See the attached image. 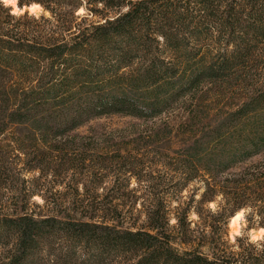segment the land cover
<instances>
[{
	"label": "trees",
	"instance_id": "1",
	"mask_svg": "<svg viewBox=\"0 0 264 264\" xmlns=\"http://www.w3.org/2000/svg\"><path fill=\"white\" fill-rule=\"evenodd\" d=\"M33 4L40 15L0 3V137L13 141L22 191L0 213V264H49L41 251L56 242L50 264H264V239L230 243L227 233L241 209L249 228L264 226V0H16L19 9ZM182 100L175 128L166 119L149 129L131 123L115 130L130 131L126 141L113 130L70 134L108 115L160 119ZM94 153L105 159L82 196L55 213L31 208L46 181L61 184ZM169 153L165 167L177 180L125 191L126 174L150 181L148 156ZM137 154L142 169L124 163ZM5 164L0 154L2 174ZM107 172L123 180L101 193ZM195 181L199 196L194 189L189 203L169 209L172 194ZM139 200L142 219L129 212Z\"/></svg>",
	"mask_w": 264,
	"mask_h": 264
},
{
	"label": "rangeland",
	"instance_id": "2",
	"mask_svg": "<svg viewBox=\"0 0 264 264\" xmlns=\"http://www.w3.org/2000/svg\"><path fill=\"white\" fill-rule=\"evenodd\" d=\"M9 6V5H8ZM17 7V6H16ZM17 12L15 13H22L25 10H28L26 7L19 9L17 7ZM29 13H34L36 16L40 15L42 13L41 8H35L34 10L30 11L28 10ZM78 13H83V10L80 9L78 10ZM46 16H48V13H45ZM169 54V53H168ZM167 56V55H165ZM183 102L180 101L177 104H175V106H173V109L169 110V112L164 113L160 119H154L151 120L149 122H143L140 120H135L134 118L131 117H126V116H121V115H108V116H104L101 118H96V119H91L88 120L87 122H85V124L83 126H80L78 129L74 130L73 132H71L70 134L73 136L78 135V136H82V137H90L93 136L95 134H100L103 133L105 134L106 132H109L111 130L114 131V137L113 139L116 141H126V139H129L132 135L130 134V131L126 130L124 132H119V133H115L116 129H125L128 128V126L131 123H134V125H139L138 128L142 129L143 127L146 129H149L150 127H154L157 123H159V121H162L163 119H166V121H168V123L170 125H172L173 128L177 127V125L182 122L186 116V113L182 111L181 109V103ZM209 102H216V97L212 98V96L210 97ZM213 107V106H212ZM215 111V109H211L209 114H212ZM102 127L104 130H94L93 127ZM93 131H92V129ZM112 131V132H113ZM121 134H123L124 136L121 138H118V136H120ZM106 138L102 137L97 138V137H91L90 138V142L92 143H96V144H103L106 143ZM123 139V140H121ZM88 140V139H86ZM9 141L8 137H4L1 136L0 137V154L3 158L6 159V164L4 165L5 167V172L2 174L0 173V213H3L4 210H6V212L8 210H10V208L12 207V202L16 199L19 198L22 191L19 189L18 187V181L16 179V174L14 173V165L12 164V158L14 155V150L12 148L13 145V141L10 140L9 145H7V142ZM75 142H79V139H76ZM174 148H176L178 146V142L177 140H174V143L172 144ZM112 151V149L110 150ZM111 153V152H109ZM136 154V153H133ZM104 155H96L94 153V155L92 156H88L90 158H88L85 162H86V166L81 167L80 169H75V170H69L64 178H61V184H57V185H52V181L48 180L46 181L43 186L44 188H42L40 190L41 194H36L33 196V201H35L36 203H38V207L36 206H32L31 208L34 209L35 212L38 213H48L49 209H52V211L54 209H56L55 207L58 206V204H60L61 202V209L65 210V207L68 206V202L73 201V199H75V196H82L81 194H84V190L83 189V185L84 184H94L92 183V181L95 180L94 177L90 178V174L93 171V166L97 164L98 161L105 159L103 157ZM169 157H161L159 155V157H154L156 160H158L157 162L154 161V159H152V156H148L149 160H151L150 164L151 168H146L144 167V169H146V171L151 170L150 174L146 173V175H150L149 178L150 181H144L143 178H138V176L134 175L133 173H128L126 175H128V186H126V190L129 189H133L135 195L139 196V195H143L144 193V185L145 183H149V182H154V180H158L160 182V177L165 178V179H169V177L171 178V180H177V177H179V173L177 172H173L172 171V166L171 165H167L165 163H168L169 160L167 158H172L174 156L173 153H169L168 154ZM138 158V154L137 156H132L130 157L128 160H126L124 163L126 164H131V165H135L136 169H142L141 168V164H139L138 162L134 161V159ZM257 158H255L254 160H256ZM126 166V165H125ZM124 167V166H123ZM135 172L137 173L138 170H135ZM115 174V173H114ZM38 172H33L30 174H27V178H30L31 176H37ZM123 178L120 176H116L113 175V173L111 172H107V174H105L101 179V188L98 190L101 193H105L107 188L112 185L115 181L118 183H122ZM89 181V183H88ZM55 182V181H54ZM75 187H77L78 192H75ZM197 189V196L198 197L200 194V192L203 190V182H199V181H195L190 183L187 187H185V189L179 194V196H176L174 194H172V197L170 199L169 202V209H172L173 207H175L176 205H181L182 203L186 204L189 203V195L190 193L194 190ZM172 191V190H171ZM45 199H44V198ZM217 200H219V198H217ZM216 200V201H217ZM46 201V202H45ZM68 201V202H67ZM141 200H139L136 204V208L132 209L131 211H129L132 214H137L139 215L140 219H142L143 217H145V212H146V206L142 207L141 206ZM211 202L209 203L208 207L212 210V211H216L218 209L219 206H217V202ZM182 206H184L182 204ZM52 213H55L54 211ZM236 213V212H235ZM234 213V214H235ZM233 214V215H234ZM232 215V216H233ZM230 216L227 222V233H228V239L230 240V243L234 240V236L237 235H245L248 237L247 233L249 229H253L255 227H248V221L245 220L247 222V227H242L239 230V234L233 233L231 228H229V220L232 217ZM189 218L193 221V222H198V217L197 215L193 212L190 211L189 213ZM171 221L170 223L175 222L174 218L171 217L170 218ZM249 239V237H248ZM250 240V239H249ZM56 244L57 242L53 245V246H46L42 249V256L44 258V262L49 263V261H46L47 256L49 255V253H55L56 252ZM110 260H104L101 263H96V262H92V264H110ZM113 262V261H112ZM71 264H87L86 261H82V260H77L75 263H71ZM122 264V263H121Z\"/></svg>",
	"mask_w": 264,
	"mask_h": 264
},
{
	"label": "clouds",
	"instance_id": "3",
	"mask_svg": "<svg viewBox=\"0 0 264 264\" xmlns=\"http://www.w3.org/2000/svg\"><path fill=\"white\" fill-rule=\"evenodd\" d=\"M3 5H11V10L13 13L17 12L16 0H0ZM248 209H241L237 211L231 218L230 227L233 233L239 234V230L242 227H247V222L245 220V215ZM251 242L255 243L264 239V226H258L253 229H249L247 233Z\"/></svg>",
	"mask_w": 264,
	"mask_h": 264
},
{
	"label": "bare ground",
	"instance_id": "4",
	"mask_svg": "<svg viewBox=\"0 0 264 264\" xmlns=\"http://www.w3.org/2000/svg\"><path fill=\"white\" fill-rule=\"evenodd\" d=\"M9 6H11V5H9ZM16 8H17V7H16ZM35 8H39V6H38V5H35V4L29 6V10H30V11L34 10ZM17 11H18V10H17ZM233 216H234V215H233ZM233 216H232V217H233ZM232 217H231V218H232ZM231 218H230V220H229V228H231V227H230V221H231Z\"/></svg>",
	"mask_w": 264,
	"mask_h": 264
},
{
	"label": "water",
	"instance_id": "5",
	"mask_svg": "<svg viewBox=\"0 0 264 264\" xmlns=\"http://www.w3.org/2000/svg\"><path fill=\"white\" fill-rule=\"evenodd\" d=\"M28 10H29V8L28 7H26Z\"/></svg>",
	"mask_w": 264,
	"mask_h": 264
}]
</instances>
